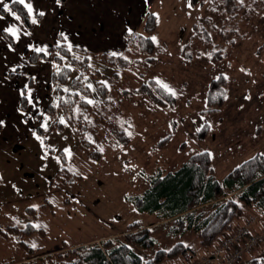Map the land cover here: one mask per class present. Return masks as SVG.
Returning <instances> with one entry per match:
<instances>
[{
    "label": "rangeland",
    "instance_id": "374dc122",
    "mask_svg": "<svg viewBox=\"0 0 264 264\" xmlns=\"http://www.w3.org/2000/svg\"><path fill=\"white\" fill-rule=\"evenodd\" d=\"M9 1L4 0V4ZM227 3L191 0L189 7V0H151L146 14L153 12L158 25L151 33L156 37L152 62L146 60L148 54L139 45H129L130 50L122 53L129 58L126 66L104 63L93 56L104 51L88 50L89 71L83 79L95 89L88 96L94 103L88 107V114L75 107L76 116H85L87 123H69L61 113L53 119L46 110L31 116L32 111L40 112L45 103L48 107L57 99V88L54 92L32 95L27 87L22 88L27 81L21 79L26 72L20 63L14 74H4L3 79L0 74V93L6 83L12 87L14 82L29 104L27 123L35 122L31 135L29 126L17 131L21 137L28 135L23 141H16L18 145L0 144V196L11 188L20 195L17 208H1L0 228L24 227L32 222L45 230L24 237L37 250L33 259L27 261L28 253L16 237L0 232V264H53L57 261L56 252L64 246L102 243L111 237L124 240L128 225L135 221L141 227H150L156 238L152 249L134 247L143 257H153L158 249H169L178 241L189 248L185 258L161 264H185L210 251L201 246L196 230L175 231L173 220H160L157 212L138 209L128 197L142 194L156 172L175 170L197 152L210 153L220 181L244 160L264 154V0H230L229 6ZM38 4L39 1L37 5L34 2L33 6ZM40 13L41 20L48 14L52 19L56 14L54 0ZM146 14L135 32H144ZM4 15L10 17L28 41H33V33H28L36 29L31 17V25L25 26L24 32L17 14L7 11ZM4 22L0 29L16 28ZM53 26L51 22L50 28ZM47 29L44 21L41 31ZM14 37L20 43L19 37ZM38 42V48L52 52L49 44L53 42L46 37ZM219 75L225 76V104L216 112L203 113L209 83ZM149 79L162 81L175 91L174 106H160L136 92ZM101 82L107 86L105 99L97 88ZM64 86L67 89V83ZM15 115L12 108L8 109L3 112L1 123H16ZM93 117L109 119L112 125ZM45 123L47 128L42 126ZM205 125L209 129L201 138ZM112 126L122 132L124 140L113 132ZM97 153L100 156L96 158ZM63 156L67 158L66 166L81 179L70 184L55 177L51 180L62 167ZM35 192L40 197H32ZM34 205L35 216L26 210ZM244 218L234 222L238 226L252 225L254 232L264 226V215L258 210H251L248 221ZM263 251L264 242L246 251L244 259L249 262ZM249 252L253 257L248 258Z\"/></svg>",
    "mask_w": 264,
    "mask_h": 264
},
{
    "label": "trees",
    "instance_id": "16d2710c",
    "mask_svg": "<svg viewBox=\"0 0 264 264\" xmlns=\"http://www.w3.org/2000/svg\"><path fill=\"white\" fill-rule=\"evenodd\" d=\"M229 1L227 0V6L230 5ZM8 7L21 18L26 27H30V12L24 4L11 0ZM6 12L4 6H1L0 14L4 15ZM156 27L157 16L149 12L145 17L144 32H134L129 35L130 46L139 45L143 52L148 54L146 60L149 62L155 59L151 56L156 48L155 41L151 39V33L156 30ZM3 35L11 46L15 45L11 34L5 32ZM57 39L59 41L52 46L51 53L36 50H31L29 53L32 62L44 58L50 59L53 64L52 82L54 89L57 88L58 97L49 103L46 113L53 119L61 113L69 123H87L88 118L85 116L82 118L76 116L75 107L88 114L87 109L91 104H88L86 100H89L88 96L91 95L92 90L87 87L89 83H85L83 76L89 71L88 63L91 56L88 50L81 47L71 46L69 50V45L65 43L61 35H58ZM130 46L127 50H130ZM93 56L114 66L129 64V58L123 54L112 55L102 52ZM215 56L219 58V55ZM75 71L78 72L75 73ZM96 73L100 74V71L97 70ZM9 74H14V72ZM66 83L67 91L64 86ZM97 88L105 99L107 86L98 83ZM136 92L150 97L160 106L172 107L176 102L174 95L166 92L154 79L142 83ZM85 95L86 97L83 98ZM25 99L26 96L22 95L21 110H26L27 101ZM225 99V76L219 75L209 83L207 107L202 112L218 111L225 104ZM93 119L108 126L112 125L109 119L102 117H93ZM57 120L58 118L55 123H58ZM111 129L124 140L121 131H117L115 126ZM208 129L207 125L202 127L201 138L206 136ZM99 156L100 154L97 153L95 157ZM62 162V167L53 174L51 180L55 177L70 184L82 178L66 166L67 158L64 156ZM151 178L150 186L142 194L128 198L140 210L157 212L160 220H173L175 231L182 233L188 229L196 230L201 246L206 249L210 248L206 255L213 251L214 245L220 238L228 233H234L240 227L236 224L237 222H234L235 220L245 217L243 221H248L253 209L264 215V154L262 153H257L237 165L226 174L223 181L217 179L208 151L194 153L179 168L167 172L158 171ZM230 194L233 197H229ZM27 211L34 215L36 208L27 207ZM0 232L6 236L11 234L16 237L18 243L28 253L25 259L27 261L33 259L32 256H35L37 250L26 242L24 237L35 232L44 233L45 230L29 222L24 227L12 225L4 229L0 228ZM155 245L156 238L152 235L150 227H141L135 221L128 225L124 240L111 237L102 240V243L91 242L64 246L61 251L56 252L57 261L53 264H161L166 260L174 261L179 257L185 258L189 249L181 241L176 242L169 249H158L153 257H143L134 249V247H140L148 250L154 248ZM246 264H264V251L259 257L252 258Z\"/></svg>",
    "mask_w": 264,
    "mask_h": 264
},
{
    "label": "crops",
    "instance_id": "0c3cea01",
    "mask_svg": "<svg viewBox=\"0 0 264 264\" xmlns=\"http://www.w3.org/2000/svg\"><path fill=\"white\" fill-rule=\"evenodd\" d=\"M28 1L29 0H25L26 4H30ZM38 1V6H33V3L35 2L37 5ZM150 1L151 0H54V6L56 9L55 16L51 19L50 14H48L44 20H41L39 14L44 11L46 4L51 3V0H33L30 4L32 7L30 17L32 18V25L34 24V28L36 29L28 33H33L34 42L32 40L28 41L25 38L23 33L20 32L10 20V17L0 14V26H5L4 21L7 23L9 22L16 27L14 30L17 29V38L19 37L20 39L19 43L17 42L18 40L16 37H14L9 31L0 29L3 43L1 46L2 49H0V53H2L0 61L3 63L0 65L2 79L5 78L4 74L14 72L12 69L18 67V64L20 63L25 67V71L23 72H26V75L23 73L21 79L24 80L26 78L27 81L26 85L25 83L22 85V88L27 87L32 95L53 92V66L51 60L39 59L36 62H32L30 60V54L27 52L28 50H36L39 46L38 41L45 37L50 42L56 44L59 41L57 36L61 35L64 38L65 43L68 45L81 47L86 50H102L109 54L116 53V55H120L125 52L130 45L129 35L134 33L136 27L143 22L144 15L149 11L148 5ZM59 2H62V4ZM42 4H44V7L41 6ZM37 17L39 18V21ZM33 20L36 22L33 23ZM44 21H46L48 29L42 32L41 26L44 24ZM19 22V25L22 26L24 32L25 30L27 32L24 23L22 21ZM51 22L55 24L52 29L50 28ZM8 29L11 28L8 27ZM5 32H8L13 36L15 40L14 46H11L5 39L3 35ZM53 43L49 44L50 48L54 45ZM50 48H48V51ZM19 60H22L23 63ZM31 72L37 75L36 78ZM12 79H14V77ZM7 80L10 81L11 79ZM11 83L12 87L6 83L2 88L3 91L0 93L3 97L0 99V144L4 143L9 147L18 145L20 141H23L28 135H31L34 132L33 126L35 125V122L27 123L25 118H27V106L29 104H27L26 110H21V89H16L17 85L14 82ZM32 105H34V102H32ZM10 108L16 112V123H1L3 122V112ZM46 109L47 105L45 103L44 109L40 112L32 111L33 113H31V116L35 113L41 114ZM27 126L31 129L28 135L21 137L22 134H17L18 130H23L27 128ZM13 141L14 143H12ZM16 141L19 142L16 143ZM2 194L4 196H0V210L2 207L11 210L18 207L17 203L20 197L18 190L11 188L6 191L4 190ZM36 195L40 197L38 192H35L32 197H36ZM54 251L55 250L50 252ZM250 257H253L251 252H249L248 255V258ZM245 259L243 255L239 264H246L243 262ZM17 262L12 263L15 264ZM245 262L247 261L245 260Z\"/></svg>",
    "mask_w": 264,
    "mask_h": 264
},
{
    "label": "built area",
    "instance_id": "2783aa9c",
    "mask_svg": "<svg viewBox=\"0 0 264 264\" xmlns=\"http://www.w3.org/2000/svg\"><path fill=\"white\" fill-rule=\"evenodd\" d=\"M251 228L252 225L240 226L234 233L220 238L211 253L185 264H239L246 251L264 242V226L256 232Z\"/></svg>",
    "mask_w": 264,
    "mask_h": 264
},
{
    "label": "snow or ice",
    "instance_id": "6c2138e0",
    "mask_svg": "<svg viewBox=\"0 0 264 264\" xmlns=\"http://www.w3.org/2000/svg\"><path fill=\"white\" fill-rule=\"evenodd\" d=\"M14 2L20 3V4H24L25 7L28 9V11L29 12H32L31 5L30 4H25V0H14ZM240 3H243V0H240ZM0 5H3L4 6L5 11H8V12H11L12 11L11 8L8 7L7 4H4V0H0ZM188 6L189 7H192L191 0H189V5ZM12 14L15 15V13H12ZM40 15H43V13H40ZM16 19L19 20L20 17L19 16H16ZM35 22L36 21L33 20V23H35ZM7 31H9L13 36H16L17 35V32L14 29H7ZM151 39L153 41H155L156 40V37H152ZM69 50H71V45H69ZM36 51L37 52H40V51H44V49L37 48ZM112 55H116V53H112ZM13 71H15V69H13ZM101 83L106 85V82H101ZM157 84H159L161 88H163L166 92L170 93L171 95H175L176 94L175 91L170 88V86H168L167 84L163 83L162 81L157 80ZM87 87L89 89H92L93 91H95V89L92 87L91 84H88ZM65 91H67V89H65ZM86 102L88 104H93L94 103L93 100H86ZM60 122L61 123H64V120L61 119ZM42 126L45 127V128H47V123H45ZM36 139L37 140H40V137L37 136ZM41 143H43V141H41ZM101 151H102V149H101ZM69 155H71V152L70 151H69ZM57 159H59V158H57ZM0 179H2V177H0ZM33 207H37V206L34 205ZM37 227H39V225H37ZM32 247H36V245L33 244Z\"/></svg>",
    "mask_w": 264,
    "mask_h": 264
}]
</instances>
